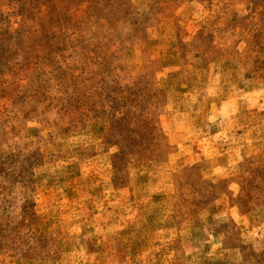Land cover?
Segmentation results:
<instances>
[{
	"label": "rangeland",
	"instance_id": "374dc122",
	"mask_svg": "<svg viewBox=\"0 0 264 264\" xmlns=\"http://www.w3.org/2000/svg\"><path fill=\"white\" fill-rule=\"evenodd\" d=\"M0 264H264V0H0Z\"/></svg>",
	"mask_w": 264,
	"mask_h": 264
}]
</instances>
